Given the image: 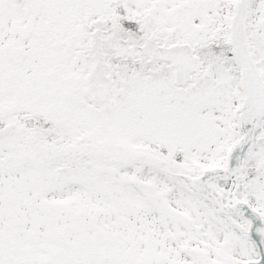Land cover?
I'll list each match as a JSON object with an SVG mask.
<instances>
[{
    "label": "snow or ice",
    "instance_id": "snow-or-ice-1",
    "mask_svg": "<svg viewBox=\"0 0 264 264\" xmlns=\"http://www.w3.org/2000/svg\"><path fill=\"white\" fill-rule=\"evenodd\" d=\"M0 264H264V0H0Z\"/></svg>",
    "mask_w": 264,
    "mask_h": 264
}]
</instances>
